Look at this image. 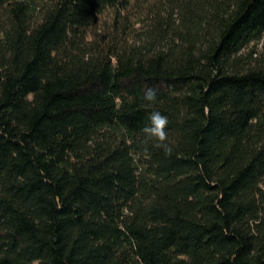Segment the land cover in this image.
<instances>
[{"label":"trees","instance_id":"obj_1","mask_svg":"<svg viewBox=\"0 0 264 264\" xmlns=\"http://www.w3.org/2000/svg\"><path fill=\"white\" fill-rule=\"evenodd\" d=\"M0 264H264V0H0Z\"/></svg>","mask_w":264,"mask_h":264},{"label":"clouds","instance_id":"obj_2","mask_svg":"<svg viewBox=\"0 0 264 264\" xmlns=\"http://www.w3.org/2000/svg\"><path fill=\"white\" fill-rule=\"evenodd\" d=\"M146 102L145 107H150L157 100V91L154 88H147L143 95ZM169 121L166 115L160 111L152 110L148 115V123L141 130L144 142H152V147L160 149L166 156L172 155L173 148L167 143L168 134L166 128Z\"/></svg>","mask_w":264,"mask_h":264}]
</instances>
